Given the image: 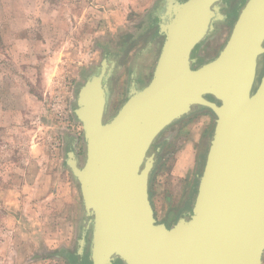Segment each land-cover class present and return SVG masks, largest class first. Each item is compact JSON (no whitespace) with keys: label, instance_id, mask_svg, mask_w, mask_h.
<instances>
[{"label":"water","instance_id":"obj_1","mask_svg":"<svg viewBox=\"0 0 264 264\" xmlns=\"http://www.w3.org/2000/svg\"><path fill=\"white\" fill-rule=\"evenodd\" d=\"M214 1L168 2L152 76L140 88L132 83L115 111L106 85L113 60L79 76L70 112L82 153L70 151L65 166L86 218L82 234L91 232V264H263L264 0H245L217 56L192 68L190 49L212 19L203 9ZM199 109L213 114L206 156L191 206L167 226L149 200L154 140Z\"/></svg>","mask_w":264,"mask_h":264},{"label":"rangeland","instance_id":"obj_2","mask_svg":"<svg viewBox=\"0 0 264 264\" xmlns=\"http://www.w3.org/2000/svg\"><path fill=\"white\" fill-rule=\"evenodd\" d=\"M152 1L0 0V60L7 58L10 61V63L6 61V65L0 64V70L11 71L12 64L19 66L18 70L24 72L20 73L24 81H26L24 77L27 76L24 75L25 73L33 77L34 87L31 89H34L38 98L33 104L16 101L17 105L24 106L28 110L24 120L30 122L33 117L36 118L34 123L37 130L34 133L27 131L28 124L21 123L22 127L12 126L11 130L2 132L4 136L0 139V182L4 184L9 181V175H5L4 172L10 167L11 158L15 159L12 160V165L22 167L24 156L26 153L29 155V151L34 148L31 146L32 143L28 142V138L32 135L43 141L42 150L47 157L46 160L44 157L43 172L44 174L49 172V176L43 179L44 188L30 189L21 194L22 203L20 202V207L16 211L18 212L15 215L18 217L16 221L0 219V264H25L28 257L39 256L45 238L54 248L70 240L66 238L69 236L66 233L73 230V222L78 214H81L80 195L76 184L65 190L66 197H57L54 190L61 180H71V178L69 172L61 174L57 168L61 144L60 133L62 128L67 126L55 118L52 101L58 96L63 98L67 114L74 121L70 112V108L74 107L71 98L73 89L80 84L79 76L85 79L94 66L105 58L104 55H100L97 42L105 39L113 40L124 34L126 30L132 28L134 22H138ZM16 40L21 41H18L17 47L10 51L9 45L11 43L15 45ZM31 53L34 63L28 58ZM18 92V95L12 96L9 100L13 98L20 100L22 94L20 90ZM115 97L112 112L122 99V93H118ZM23 101L26 102V99ZM202 117L198 116L194 120L193 137L199 136ZM205 120L206 125L212 122L210 116H206ZM72 130L79 139L76 147L78 154H81L80 125L73 124ZM33 150L36 151L37 148ZM39 151L41 152V149ZM176 159L172 161L175 162ZM184 162H188V166L192 163L196 174V158H184ZM31 169L34 171L35 167ZM38 170L41 171L40 168ZM63 175L64 178L61 177ZM161 176L162 191L157 193V198L152 197V199L156 207L157 219L170 222L176 218V215L166 218V210L178 207L182 190L175 188L173 193H170L165 185V175ZM19 177L23 176L18 175L16 178L12 176L11 180L18 181ZM181 178L182 176H176V181ZM174 180L175 178L172 181ZM166 195L171 198L170 204L164 200ZM183 209L179 208L180 211ZM5 213V209L0 207V216ZM48 264H60V262L49 260Z\"/></svg>","mask_w":264,"mask_h":264},{"label":"flooded vegetation","instance_id":"obj_3","mask_svg":"<svg viewBox=\"0 0 264 264\" xmlns=\"http://www.w3.org/2000/svg\"><path fill=\"white\" fill-rule=\"evenodd\" d=\"M170 0H153L150 6L145 10L138 22H134L132 28L126 30L113 40H99L97 48L101 56L113 60V67L106 79V85L109 91V105L113 108L115 96L122 93V99L115 107L127 98L131 84L135 83L136 88L145 85L151 78L155 64L157 63L161 48L167 35L160 31V15L166 10ZM187 0H172L182 5ZM245 0H216L210 7L203 9L208 17L212 15L210 25L204 36L194 44L190 49L189 58L194 59L191 67L213 59L226 43L232 27L238 17L239 10ZM114 110V111H115ZM112 112V110H110ZM210 116L211 124L205 125L200 130L196 141L193 138V127L195 117ZM213 129V114L207 109L189 111L177 120L165 126L154 140V146L158 149L157 163L151 172L149 180V200L156 217V207L153 198H157L156 188L161 184V175H165V185L167 188L174 186L182 190L177 208H168L165 217H176L182 211L179 208H189L192 198L196 192L198 174L202 168V161L205 159L208 138ZM196 158L195 166H187L185 174L181 179L173 182V161L178 158L184 161V158ZM188 164V162H187ZM181 177V176H179ZM163 185V184H162ZM167 196V195H166ZM170 204L171 198L168 195L164 199ZM168 206V205H167ZM183 209V210H184ZM86 219V218H85ZM84 217L79 219V224L75 231L71 233L70 241L66 246L51 247L45 242L42 247V255L49 260L59 261L61 264H91L89 260V244L91 238L90 229L82 234ZM158 220V219H157ZM162 221V220H161ZM169 226L172 221H163ZM83 239L82 252H77L80 246L79 240ZM108 264H123L120 260L111 261Z\"/></svg>","mask_w":264,"mask_h":264},{"label":"crops","instance_id":"obj_4","mask_svg":"<svg viewBox=\"0 0 264 264\" xmlns=\"http://www.w3.org/2000/svg\"><path fill=\"white\" fill-rule=\"evenodd\" d=\"M18 41L21 40H16L15 45H9V48H11L10 51H12V48L17 47L18 45ZM13 53V52H12ZM32 54V55H31ZM29 54V61H31V63H34V61L32 60L31 57H33V53ZM10 55V54H8ZM18 55V53H17ZM4 57V56H3ZM2 58L0 60V64H4L6 65V61H8V63H10L9 59ZM17 62H14V64ZM11 67H13V69H11V71H1L0 70V139L2 136V132L3 131H7V130H11V127H17L18 125H21V127L23 126V123L28 124V126L26 127L27 131H30L32 133H34L37 129H36V125H35V119L36 118H32V121H27L24 120L25 117H27V112L28 110H26L23 107L17 105L16 101H19L20 103L26 104H33L35 102L38 101V98L36 97L35 91L34 89H31L34 87L33 84V77H30L29 74H24L27 75L24 78L26 79V81H24L23 76L20 75V73H24V72H20L18 69L20 68L19 66H14L13 64L10 65ZM1 67V65H0ZM23 68V66H21V69ZM33 68V67H32ZM22 82H20V81ZM21 91V97L20 100H17L15 98H13V100H9L12 96H16L19 94L18 91ZM24 99H26V102L23 101ZM12 101H14L12 103ZM22 104V105H23ZM34 107V106H33ZM36 116V115H35ZM204 115H201L199 117H202ZM196 118V117H195ZM203 119L201 121L202 122V126H200V130L205 127L206 123H205V119L206 116L202 117ZM22 123V124H21ZM200 133V131L198 132V134ZM36 135H32V137L28 138V142L31 144L32 148H37L36 151H34L33 149L30 150V154L24 156L23 159V163L21 164L22 167L20 165L15 166V164H11L12 160H15L14 158H11L9 161V165L10 167L7 168V170H5V175H9V181L5 182L4 184L2 182H0V207H3L5 209V214L3 216H0V219H3V221H16V217L15 215L18 214V212H16L19 207H20V202L22 203V200H20V196L24 191L30 190V189H41L44 188V184H43V179H45L46 177H48L49 172H45L46 174H44L43 169H44V157L45 160L47 159V157L44 155L43 150H42V146H43V141L39 140V137H35ZM194 141H196V137H193ZM31 139V140H30ZM60 139H61V144H60V150H59V159H58V164H57V168L58 171L62 174L64 172H69V170L66 168L65 166V159L68 156V153L70 151H74V153L76 154L78 152V148L76 147L77 145L75 144V139L76 136L74 134V131L72 130V128L70 127H64L62 128V132L60 133ZM39 149H41V152L39 151ZM34 151V153H33ZM47 164V163H46ZM39 165V166H38ZM48 165V164H47ZM188 164L184 161H180V159H176L175 162L173 163V174L175 176H173L172 179L175 178V180L173 182L176 181V176H182L184 172H186V168H187ZM31 167H35V170L33 171L31 169ZM38 168L41 169V171L38 170ZM1 172V171H0ZM56 173V172H55ZM70 173V172H69ZM185 174V173H184ZM23 176V177H19L20 180L18 181H12L11 177L15 176V178L17 176ZM64 178V175L61 176ZM70 178L71 180H61V182L59 183V185L57 186V188H55V192L57 193V197H66L64 195L65 190L69 189L71 186H75V182L73 181L71 174H70ZM43 186H40L42 185ZM168 191H170V193H173L174 191V186L170 188H167ZM162 190H160V186H159V182H158V188H156V192H160ZM70 192V190H69ZM81 206V204H80ZM21 216V215H20ZM76 217V216H75ZM82 217V214H78L76 220L73 222V230L68 234L69 236H67V239H70L71 237V233L73 231L76 230L78 224H79V219ZM37 220V217H36ZM59 234H64L61 232H58ZM70 241V240H69ZM68 241V242H69ZM45 242H48V244L50 245L51 243L47 240V238H45L43 240L42 243V247L43 244ZM68 243H60L57 246H66ZM51 246V245H50ZM42 247H41V252L40 255L37 257L31 256L28 257L25 260V264H48L49 259H47L46 257H44L42 255ZM52 247V246H51ZM54 248V247H53ZM59 262V261H55ZM61 264V262H60Z\"/></svg>","mask_w":264,"mask_h":264},{"label":"built area","instance_id":"obj_5","mask_svg":"<svg viewBox=\"0 0 264 264\" xmlns=\"http://www.w3.org/2000/svg\"><path fill=\"white\" fill-rule=\"evenodd\" d=\"M52 112L54 113L55 118L60 123L66 124V126L73 128L74 121H72L66 110V105L64 104L63 98L60 96L55 97L52 101Z\"/></svg>","mask_w":264,"mask_h":264}]
</instances>
